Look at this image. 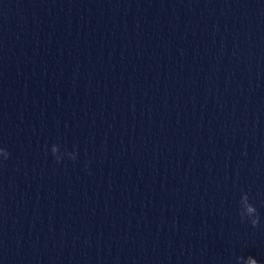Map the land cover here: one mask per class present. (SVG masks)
Instances as JSON below:
<instances>
[{
  "label": "clouds",
  "instance_id": "obj_1",
  "mask_svg": "<svg viewBox=\"0 0 264 264\" xmlns=\"http://www.w3.org/2000/svg\"><path fill=\"white\" fill-rule=\"evenodd\" d=\"M60 152V147L57 144H53L51 146V154L55 157L57 162H60L63 155H58ZM69 159L75 160L76 159V152H65ZM10 153L7 151V149L0 147V156H2L5 160L8 159ZM240 206L241 211L239 213L241 221L243 222L245 218L248 219L250 224L253 228L258 227L260 224V215L258 213L257 208L249 202V196L246 192L242 193L240 198ZM236 260L246 261V264H258L257 259H255L253 256L249 255L247 257H236Z\"/></svg>",
  "mask_w": 264,
  "mask_h": 264
}]
</instances>
